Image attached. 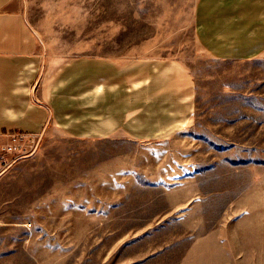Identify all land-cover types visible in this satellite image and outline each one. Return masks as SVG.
<instances>
[{
	"label": "rangeland",
	"instance_id": "374dc122",
	"mask_svg": "<svg viewBox=\"0 0 264 264\" xmlns=\"http://www.w3.org/2000/svg\"><path fill=\"white\" fill-rule=\"evenodd\" d=\"M197 2L29 1L53 61L169 59L195 110L169 136H39L0 180V264H264V56L210 57Z\"/></svg>",
	"mask_w": 264,
	"mask_h": 264
},
{
	"label": "crops",
	"instance_id": "0c3cea01",
	"mask_svg": "<svg viewBox=\"0 0 264 264\" xmlns=\"http://www.w3.org/2000/svg\"><path fill=\"white\" fill-rule=\"evenodd\" d=\"M29 1L0 0V152L15 134L169 136L188 124L195 91L183 67L99 56L55 62L30 20ZM195 32L216 60L264 56V0H198Z\"/></svg>",
	"mask_w": 264,
	"mask_h": 264
},
{
	"label": "built area",
	"instance_id": "2783aa9c",
	"mask_svg": "<svg viewBox=\"0 0 264 264\" xmlns=\"http://www.w3.org/2000/svg\"><path fill=\"white\" fill-rule=\"evenodd\" d=\"M39 136L15 134L10 136L11 142L0 152V176L15 162L33 155L37 150Z\"/></svg>",
	"mask_w": 264,
	"mask_h": 264
}]
</instances>
